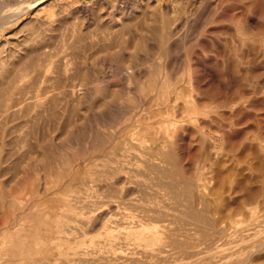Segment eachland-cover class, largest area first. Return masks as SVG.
<instances>
[{
  "label": "rangeland",
  "instance_id": "1",
  "mask_svg": "<svg viewBox=\"0 0 264 264\" xmlns=\"http://www.w3.org/2000/svg\"><path fill=\"white\" fill-rule=\"evenodd\" d=\"M34 1L0 0V61L26 65L16 64L24 78L0 104V264H233L247 255L243 264H264V0ZM178 95L194 103L189 121L178 122L194 126L183 124L187 134L173 143L179 154L168 165L196 179L207 224L171 219L172 245H163L171 258L157 262L131 254L137 247L124 239L123 223L156 189L163 205L171 197L142 164L150 141L139 137V153L142 140L134 139L137 154L139 144L129 154L119 142L138 118L179 111ZM116 163L141 170L121 172L128 196L112 180Z\"/></svg>",
  "mask_w": 264,
  "mask_h": 264
},
{
  "label": "bare ground",
  "instance_id": "2",
  "mask_svg": "<svg viewBox=\"0 0 264 264\" xmlns=\"http://www.w3.org/2000/svg\"><path fill=\"white\" fill-rule=\"evenodd\" d=\"M32 1H34V0H32ZM35 2V1H34ZM28 4V6H29V3L28 2H26L24 5H27ZM23 6V5H22ZM17 8H19V7H17ZM16 8V9H17ZM15 9V10H16ZM29 8L26 6V8H24V10H28ZM3 10V9H2ZM5 14H8L6 11L2 14V15H5ZM9 22H11V21H8V22H5V23H9ZM25 61H23V63L21 64L20 62H18V64L16 63V62H6V61H3V62H1L0 61V104H2V106H4L3 105V102L4 101H6V99L8 100V99H10L11 97H12V94H13V92L15 91V89H16V87H17V85H18V83H20L22 80H23V78H24V76L22 75V74H19L18 72H17V66H19V63L21 64V65H25V63H24ZM28 62V63H27ZM26 63H27V65L29 64V61H27ZM35 62V61H34ZM16 64H17V66H16ZM26 66V65H25ZM29 67H30V65H29ZM21 68V67H20ZM19 68V69H20ZM24 68V67H23ZM23 68H22V70H23ZM28 69V68H27ZM19 93V92H18ZM187 94V93H186ZM181 95V94H180ZM149 96V95H148ZM179 96V95H178ZM190 96V95H189ZM176 97H177V95H176ZM180 97V96H179ZM178 97V98H179ZM192 97V96H191ZM178 98H174V99H178ZM181 98V97H180ZM186 98V95H185V97H184V99ZM182 99V98H181ZM180 99V102L181 101H184L183 99L181 100ZM194 99V98H193ZM168 100V99H167ZM166 100V101H167ZM187 100H190V99H187ZM195 100V99H194ZM114 101H116V100H114ZM157 101V100H156ZM190 101H192L193 102V100H192V98H191V100ZM198 100H195V103L197 102ZM165 102V101H164ZM169 102V101H168ZM177 101H174L173 103H176ZM179 102V101H178ZM176 103V105L178 104H181V103H183V102H181V103ZM192 102H190L191 104H187V102L186 103H183V104H187L186 105V109L183 107L184 105L182 104V106L180 107V110H181V108H182V111H177V109H179V108H177V106H175L174 108H176V110L175 111H173L172 109H174V108H171L170 110H169V107H171V106H168V107H166L164 110H167V111H163L162 109H161V112H160V110L159 111H156V112H154L153 114H152V116H142V117H140V118H138L137 120H136V123H132V124H130L129 126V128H128V136L127 137H125V138H123L124 140L121 142H117L116 144H117V146H118V144H119V147L120 148H123V149H126L125 151H127V153H129L130 151H129V144H132V141H134V139H137V140H139L140 138L139 137H143V138H145L144 140H146V143H148V141H150V148L148 147L149 145L147 144V146L146 147H148L149 149H146V153L145 154H143V155H145L146 156V159H145V157H143L142 155H140V154H138L139 155V157L141 158H144L145 159V161H142L143 159H141L140 161H142V164H143V166L145 167V169H146V171L148 172V177L152 180V184H153V186H156L157 188H160L161 190L163 189V190H165V192L169 195V197H171V201H172V205H163L162 203H161V201L162 200H159L158 201V199H156V197H154V195L156 194V191L158 190V189H156L155 190V193L153 192L152 193V195H153V197L150 195V196H147V201L149 200V202H147V203H150V205L148 204V205H145V206H148V207H146V209L144 210V208H141L140 206H138V207H140L141 208V210H140V212L138 213V214H135V215H132V213H130L131 215H132V219L130 218V221L129 222H127V221H125V219H124V221L128 224H126V223H123V224H125L126 225V228H127V232L125 231V236H124V239L125 240H130L132 243L131 244H133L135 247H137V249H136V251L135 252H133V253H131V254H135V253H137V254H145L146 256H148V257H144V258H149V257H155L156 259V261L158 262V261H164L165 262V260H169L171 257L169 256V255H167V252L169 251L168 249H164V247H163V245L165 244V243H167V244H165V246H168L169 247V245L171 246L172 244H169V243H171V239H172V233L171 234H169L168 233V231H170V230H172V229H170V227H169V225L172 223L171 222V219H172V221H173V218H175V221L177 222V224L179 223V225H189V224H194L195 226L197 225V226H200V225H203L204 223H205V225L207 224L206 222H207V220L205 221V219H206V217H205V214L203 213L204 211L202 210V209H200V208H198V207H200V206H198L197 204H203V198H202V193H201V195L200 194H198V191H197V189H199V184L198 185H196V182H195V180L196 179H192L190 176L191 175H187L185 172H184V170L183 169H174L175 167H177V166H174V168L172 169V167H173V165H172V167L170 168L169 166H171V165H168V164H171L170 162H172L174 159L172 158L173 157V154H174V156H176V158H177V156L178 155H176V154H179V153H175V152H177L176 151V149L175 148H173L172 149V146L174 147L175 146V144H173V143H176V142H178L177 140H179V139H183V137H185V135L187 134V132H185L186 131V129H185V127L183 126V124L185 125L186 123H183V121L182 122H178L180 119H185L187 116V118H190V117H192V116H190V111L192 112V110H191V108H190V106L193 104L194 105V103H192ZM130 103V102H129ZM159 103H160V101H159ZM198 103V102H197ZM196 103V104H197ZM169 103H167V105H168ZM170 104H171V101H170ZM195 104V105H196ZM129 105V104H128ZM1 106V107H2ZM31 106V105H30ZM131 106V105H130ZM164 106H166V105H164ZM197 106V105H196ZM196 106H195V108H196ZM173 107V106H172ZM138 108V107H137ZM183 108L185 109V110H183ZM198 108V107H197ZM114 109V108H113ZM159 109V108H158ZM131 111V110H130ZM125 113V112H124ZM194 113H198V112H196V109H195V112ZM200 113H202V112H200ZM196 115V114H195ZM136 116V115H135ZM201 116V115H200ZM137 117H138V115H137ZM185 117V118H184ZM198 118H199V116H197ZM196 117V118H197ZM136 118V117H135ZM195 117H193V119H194ZM133 119V118H132ZM126 120H127V118H126ZM129 120V119H128ZM186 120V122H188L189 121V119H185ZM188 120V121H187ZM195 120V119H194ZM194 120L193 121H191L190 120V122H191V124L194 122ZM109 121V120H108ZM125 121V120H124ZM150 121H152L151 123H149V124H147L148 122H150ZM196 121V120H195ZM115 122V121H114ZM117 122V121H116ZM143 122L145 123V124H143ZM128 123V122H127ZM182 123V124H181ZM195 123V122H194ZM113 124V123H112ZM178 124H181V125H178ZM194 126V125H190V123H188V124H186V126ZM111 126V125H110ZM124 126V125H123ZM122 126V127H123ZM196 126V125H195ZM108 127V126H107ZM112 127V126H111ZM125 127H126V125H125ZM192 127H190V129H191ZM195 128V127H194ZM194 128H192L191 130H193ZM197 128V127H196ZM109 129V128H108ZM149 130V132L151 133H153V137H149V136H147V137H144V134L146 133V134H148V131L147 130ZM187 129H189V127H187ZM199 129V128H198ZM185 130V131H184ZM195 131H196V129H194ZM114 131V130H113ZM182 132V133H179V132ZM112 132V131H111ZM116 132V131H115ZM184 132H185V134H184ZM189 132V131H188ZM193 132V131H192ZM195 133H197V132H195ZM195 133H194V135H195ZM105 135H107V134H105ZM191 135V134H190ZM193 136V135H192ZM191 136V137H192ZM110 137H111V134H110ZM109 137V138H110ZM190 137V138H191ZM116 138V137H115ZM139 138V139H138ZM189 138V139H190ZM194 139V138H193ZM100 140V139H99ZM102 140V139H101ZM109 140V139H108ZM114 140V139H113ZM117 140V139H116ZM137 140L136 141H134V143L136 144V142H137ZM140 140H142V139H140ZM144 140H142L141 142L140 141H138V142H140V144L141 143H143L142 145H143V149H141V152H139V153H142V150L144 151V147H145V145H146V143L144 142ZM185 140V139H184ZM187 140V139H186ZM99 143V142H98ZM108 143H109V141H108ZM113 143V142H112ZM144 143H145V145H144ZM179 143V142H178ZM183 143V142H182ZM97 144V143H96ZM102 144V143H101ZM106 144V143H105ZM110 144H111V142H110ZM135 144L134 145H131V147L133 146V148H134V146H135ZM137 144H139V143H137ZM136 144V145H137ZM140 144L139 145H137V152H134V154L136 153H138V151L140 150V149H138V146H140ZM86 145V144H85ZM100 145V144H99ZM107 145V144H106ZM127 145V146H126ZM129 145V146H128ZM142 145L139 147V148H142ZM176 145H177V143H176ZM180 145V144H179ZM179 145H177V146H179ZM126 146V147H125ZM91 147V146H90ZM113 147V146H112ZM116 147V146H115ZM133 148H130V149H132V151L134 150ZM136 148V147H135ZM176 148H178V147H176ZM180 148V147H179ZM87 149H90V148H87ZM93 149H94V147H93ZM99 149V148H98ZM86 150V149H85ZM103 150V149H102ZM101 150V151H102ZM113 150H114V148H113ZM122 150V149H121ZM172 150H173V152H172ZM178 150V149H177ZM107 151L108 150H106V153H107ZM110 151V150H109ZM118 151V150H117ZM124 150H122V151H120V152H123ZM124 151V152H125ZM179 151V150H178ZM86 152V151H85ZM180 152V151H179ZM81 153V152H80ZM101 153V152H100ZM86 154V153H85ZM89 154V153H88ZM95 154V153H94ZM97 154H99V153H97ZM108 155H111V153L109 154V153H107ZM114 154V153H113ZM130 154V153H129ZM99 155H101V154H99ZM98 155V156H99ZM116 155H118V153L116 154ZM159 155V156H158ZM184 155V154H183ZM104 156V155H103ZM103 156H101V157H103ZM125 157V156H124ZM96 158V157H95ZM99 158H100V156H99ZM107 158V157H106ZM126 158V157H125ZM125 158H123V159H125ZM129 157H127V159H128ZM134 160H136L135 159V156H133L132 157ZM138 160H139V158L138 157H136ZM175 158V157H174ZM96 159H98V157L96 158ZM105 158L103 157V160H104ZM109 159V158H108ZM182 159V158H181ZM186 159H188V158H186ZM109 160H111V159H109ZM114 159H112L111 160V162L113 161ZM121 160L122 159H120L119 161H120V164L121 163H123V162H121ZM126 160V159H125ZM134 160H133V162L131 163L132 165H130V166H134V165H136V164H134ZM108 161V160H107ZM118 161V160H117ZM116 161V162H117ZM130 161V160H129ZM139 161V162H140ZM176 161V160H175ZM175 161H173V164H174V162ZM187 161V160H186ZM188 161H189V159H188ZM94 162V161H93ZM127 162V161H126ZM138 162V161H137ZM138 162V163H139ZM101 163H103V162H101ZM106 163V162H105ZM108 163V162H107ZM110 163V162H109ZM114 163V162H113ZM136 163V162H135ZM181 162H179V164H180ZM93 164H96V162L95 163H93ZM98 164H100V163H98ZM117 164V163H116ZM128 164V163H127ZM176 164V163H175ZM178 164V163H177ZM176 164V165H177ZM102 165H104V164H102ZM181 165V164H180ZM180 165H178V167L180 166ZM107 166H109V164L107 165ZM114 166V165H113ZM116 166V165H115ZM125 166H127V165H124L123 166V164L122 165H118L117 164V166L116 167H118V168H116L115 170V172L113 173V178H112V180H115V184L117 185H115V187H116V190L118 191L119 190V188H122V189H124V190H126L125 192H124V194H125V196H128L129 194H131V186L129 185V174L127 173V171H125V173H121V172H123L124 170H126V169H128V168H132V167H126L125 168ZM184 165H183V163H182V167H183ZM186 166V165H185ZM111 167V166H110ZM140 167V166H139ZM181 167V168H182ZM187 167V166H186ZM142 168V167H141ZM180 168V167H179ZM185 168V167H184ZM108 169V168H107ZM110 169H112V168H110ZM130 169H128L129 171H132L133 169H135V168H133L132 170H130ZM138 169H140V168H138ZM138 169H135V170H133V171H135L136 172V170H137V172H140V171H138ZM143 169V168H142ZM92 170V169H91ZM113 170H114V168H113ZM132 171V172H133ZM143 171H144V169H143ZM146 171H145V173H146ZM102 172V171H101ZM104 172V171H103ZM110 172H111V170H110ZM194 172V171H193ZM95 173V172H94ZM189 173H191V172H189ZM106 174H107V171H106ZM111 174H112V172H111ZM111 174H109V172H108V175H111ZM140 174H141V172H140ZM94 175V174H93ZM96 175V174H95ZM136 175H138V173H136ZM144 175V174H143ZM196 175V174H195ZM194 175V176H195ZM98 176H100V175H98ZM139 176H141V175H139ZM132 177V176H131ZM136 177V176H135ZM134 177V178H135ZM145 176H143V178H144ZM148 177H147V179H148ZM94 178V177H93ZM95 178H97L96 176H95ZM137 178V177H136ZM146 178V177H145ZM144 178V179H145ZM138 179V178H137ZM146 179V180H147ZM109 180V179H108ZM151 180H147L148 181V183H149V185L151 186V184H150V181ZM140 181V180H139ZM142 181H144V180H142ZM142 181H141V183H142ZM107 182V181H106ZM146 182V181H145ZM144 182V183H145ZM198 182V181H197ZM136 183V182H135ZM141 183H140V185H141ZM147 183V182H146ZM92 185V184H91ZM110 185H112V184H110ZM137 185H138V187H139V184L137 183ZM146 185V184H145ZM149 185L147 184V186L149 187ZM103 186V185H102ZM150 187L151 189L153 188V189H155L154 187ZM99 187V186H98ZM101 187V186H100ZM136 187V186H135ZM137 188V187H136ZM147 188V187H146ZM145 188V189H146ZM114 189V188H113ZM121 189V190H122ZM144 189V188H143ZM152 189V190H153ZM204 189V188H203ZM94 190V189H93ZM111 190V189H110ZM116 190H113V191H115V193H116ZM138 190V189H137ZM148 190V189H147ZM215 190V189H214ZM107 191V190H106ZM132 191H133V189H132ZM108 192V191H107ZM136 192V191H135ZM145 192V191H144ZM149 192V191H148ZM148 192H147V194H148ZM161 192V191H160ZM200 192V191H199ZM210 192V191H209ZM216 192V191H215ZM76 193H78V192H76ZM75 193V194H76ZM90 193V192H89ZM157 193H159V192H157ZM87 194V193H86ZM61 195V194H60ZM67 195V194H66ZM65 194H64V196H66ZM71 195V194H70ZM73 195V194H72ZM123 195V194H122ZM122 195H121V197H122ZM162 195H163V193H162ZM161 195V196H162ZM64 196L62 195L61 196V198H63L64 199ZM77 196V195H76ZM87 196V195H86ZM108 196V195H107ZM111 196H112V194H111ZM124 195H123V198L125 197ZM137 196H138V193H137ZM139 196H141V195H139ZM142 196H144V195H142ZM161 196H159V197H161ZM83 197V196H82ZM81 197V198H82ZM136 197V196H135ZM158 196H157V198H159ZM164 197H166V195L164 196L163 195V198ZM168 197V196H167ZM60 198V197H59ZM67 198H69V194H68V196H67ZM71 198V197H70ZM70 198H69V200L68 199H64V201L66 200V203H65V206H68V207H70L69 205V203H67V202H69L70 201ZM112 198V197H111ZM114 198H116V197H114ZM118 198H119V196H118ZM118 198H116V199H118ZM63 199L61 200V201H63ZM83 199V198H82ZM100 199V198H99ZM104 199V198H103ZM116 199H114L115 201H111V199L109 200V203H110V201H111V204H112V202H113V204H114V202L116 203ZM128 199H132L131 197H129ZM137 198H135V200H136ZM140 199V198H139ZM142 200H146V196H144V199L143 198H141ZM160 199V198H159ZM162 199V198H161ZM165 199V198H164ZM163 199V200H164ZM167 200H170L169 198H166ZM56 200H58V198L56 199ZM55 200V201H56ZM68 200V201H67ZM73 200V199H72ZM87 200V199H86ZM89 200V199H88ZM92 200V199H91ZM125 200V199H124ZM124 200L123 201H121V203L120 204H123L124 205V203H122V202H124ZM142 200H140L141 202H142ZM144 200V201H145ZM63 201V202H64ZM85 201V200H84ZM98 201V200H97ZM103 201V200H102ZM132 201H134L133 199H132ZM54 202V201H53ZM62 202V203H63ZM82 201H78V203H81ZM88 202V201H87ZM90 202V201H89ZM93 202V201H92ZM119 202L120 201H118L117 203L119 204ZM137 203V200L136 201H134V203ZM164 202H165V204H166V201L164 200ZM55 203V202H54ZM71 203H73V202H71ZM74 203L75 204H77V202L74 200ZM133 203V202H132ZM135 203V204H136ZM60 206H62V204H60V202L58 203ZM91 204H93V203H91ZM98 204V203H97ZM101 204H102V202H101ZM100 204V205H101ZM106 204V203H105ZM111 204H109V205H111ZM113 204H112V206H113ZM120 204L118 205V206H120ZM144 204V203H143ZM143 204H141V206L143 205ZM169 204V203H168ZM82 205V204H81ZM87 205V204H86ZM85 205V206H86ZM99 205V206H100ZM123 205H121V208H123L122 206ZM134 205V204H133ZM137 205H140L139 203L137 204ZM197 205V206H196ZM72 206H76V205H74V204H72L71 205V207ZM80 206V205H79ZM79 206L77 205V207L79 208ZM91 206V205H90ZM115 206V205H114ZM117 206V205H116ZM202 206V205H201ZM83 208H84V206H83ZM83 208H79L80 210H82ZM98 208V207H97ZM112 208V207H111ZM74 209H75V207H74ZM86 209V208H85ZM99 209V208H98ZM136 210H138L139 211V209H137V207L135 208ZM87 210V209H86ZM85 210V211H86ZM94 210H95V208H94ZM94 210H92V211H94ZM114 210V209H113ZM136 210L134 211V212H136ZM174 210H176V213L174 212ZM119 211V214H121L120 213V210H118L117 209V211H115V213L116 212H118ZM78 212V211H77ZM87 212H88V210H87ZM84 213V212H83ZM115 213H114V215H115ZM122 213H123V211H122ZM118 214V213H117ZM116 214V215H117ZM66 215H67V213H66ZM64 216H65V214H64ZM70 216H72V215H70ZM70 216H67L68 218L70 217ZM118 216V215H117ZM124 216H125V214H124ZM259 216V215H258ZM125 217H127V216H125ZM260 217V216H259ZM90 218V217H89ZM119 218H121V217H119ZM128 218V217H127ZM126 218V219H127ZM34 219V218H33ZM69 219H75L74 218V216H72L71 218H69ZM122 219V218H121ZM208 219V218H207ZM241 219H243V218H241ZM256 219V218H255ZM28 220V219H27ZM35 220H36V218H35ZM128 220V219H127ZM244 220H246V219H244ZM66 221V220H65ZM73 221V220H72ZM75 221V220H74ZM76 221L77 222H81V221H83V219L80 221L79 219L77 220L76 219ZM119 221H122V220H118V222ZM123 221V222H124ZM85 222V221H84ZM80 223L79 225L81 226V224H83V225H85V223ZM259 222V221H258ZM264 222V221H263ZM91 223V222H90ZM120 223H122V222H120ZM64 224V223H63ZM117 224V223H116ZM173 224V223H172ZM254 224V223H253ZM257 224V223H256ZM259 224V223H258ZM65 225V224H64ZM120 225H122V224H120ZM178 225V226H179ZM261 225V224H260ZM55 226V225H54ZM54 226H53V228H54ZM87 226V225H86ZM86 226H84V227H86ZM111 226V225H110ZM116 226V225H115ZM122 226H124V225H122ZM173 226V225H172ZM177 226V227H178ZM181 226V227H182ZM251 226V225H250ZM66 227V226H65ZM83 227V228H84ZM112 227V226H111ZM118 227V226H117ZM119 227H121V226H119ZM180 227V226H179ZM202 227V226H201ZM225 227V226H224ZM229 227H231V226H229ZM259 227V226H258ZM67 228V227H66ZM88 228V227H87ZM125 228V229H126ZM198 228V227H197ZM223 228V227H222ZM263 228V227H262ZM74 229H76V228H74ZM85 229V228H84ZM170 229V230H169ZM221 229V228H220ZM225 229V228H224ZM250 229V228H249ZM254 229V228H253ZM50 230V229H49ZM55 231H56V229H54ZM57 230H59V229H57ZM79 230V232H80V229H78ZM86 230V229H85ZM84 230V231H85ZM89 230H90V228H89ZM92 230H94L93 228H92ZM247 230V229H246ZM259 230V229H258ZM60 231L62 232L61 234H63V232H65V229L63 228V229H60ZM59 231V232H60ZM77 231V230H76ZM101 231H103V230H101ZM218 231V230H217ZM263 231V230H262ZM90 232H92V231H90ZM105 232V231H104ZM117 232V231H116ZM115 232V233H116ZM259 232V231H258ZM82 233V232H81ZM81 233H78L77 232V234H80V236H82V235H84L83 233H82V235H81ZM87 233V232H86ZM254 233V232H253ZM112 234H114V233H112ZM117 235V234H116ZM260 235H262V234H260ZM61 237H62V235H60ZM75 236V234L72 236V237H74ZM79 236V235H78ZM77 236V237H78ZM114 236V235H113ZM177 236V235H176ZM185 236V235H184ZM57 237V236H56ZM66 237V236H65ZM184 238V237H183ZM74 239V238H73ZM262 239H263V237H262ZM71 240H72V238H71ZM75 240V239H74ZM176 240V239H175ZM100 241V240H99ZM183 241V240H182ZM263 241V240H262ZM257 242H258V240H257ZM264 242V241H263ZM107 243V242H106ZM119 243V242H118ZM256 243V242H255ZM94 244V243H93ZM214 244V243H213ZM263 244V243H262ZM66 246V245H65ZM75 246V245H74ZM133 246V247H134ZM92 247V246H91ZM181 247V246H180ZM63 248V247H62ZM99 248V247H98ZM103 248V247H102ZM108 249V248H107ZM171 249H173V248H171ZM99 251V250H98ZM248 251V250H247ZM76 252V251H75ZM92 252H93V249H92ZM185 252V251H184ZM187 252V251H186ZM209 253V252H208ZM69 254H70V252H69ZM88 254V253H87ZM99 254V253H98ZM162 254H166V255H162ZM170 254V253H169ZM100 255V254H99ZM178 255V254H177ZM214 255V254H213ZM223 255V254H222ZM246 255V254H245ZM253 255V254H252ZM109 256V255H108ZM179 256V255H178ZM181 256H182V254H181ZM180 256V257H181ZM210 256V255H209ZM111 257V256H110ZM140 257H141V255H140ZM143 257V256H142ZM170 257V258H169ZM184 257V256H183ZM185 257H187V256H185ZM238 257V256H237ZM244 257V256H243ZM248 257V255L247 256H245L244 258H242V256L240 257L241 259H239V257L238 258H236V262L235 263H233V264H243V263H246V262H243V261H245L246 260V258ZM120 258H122V263L123 262H133V261H135V258H134V256H123V257H120ZM119 258V259H120ZM175 259H177L176 257H174ZM179 258V257H178ZM189 258H190V256H189ZM221 258H222V256H221ZM220 258V259H221ZM226 258V257H225ZM251 258V257H250ZM75 259V258H74ZM145 259V260H146ZM151 259H153V258H151ZM150 259V260H151ZM182 259V258H181ZM196 259V258H195ZM202 259V258H201ZM200 259V260H201ZM224 259V258H223ZM98 260V259H97ZM103 260V259H102ZM116 260V259H115ZM155 260H153V261H155ZM178 260V259H177ZM198 260V259H197ZM76 261V260H75ZM82 259H81V263H82ZM106 261V260H105ZM149 261V260H148ZM195 261V260H194ZM233 261H235V260H233ZM247 261V260H246ZM69 262H70V260H69ZM88 262H90V261H88ZM87 262V263H88ZM93 263H94V261H92ZM91 262V263H92ZM96 262V261H95ZM152 262V261H151ZM201 262V261H200ZM66 263V262H65ZM83 263L85 264L86 262H84L83 261ZM90 263V264H91ZM119 263V262H118ZM146 263V262H145ZM160 263V262H159ZM161 263H163V262H161ZM172 263V262H171ZM178 263V262H177ZM191 263V262H190ZM189 263V264H190ZM220 263V262H219ZM69 264V263H68ZM73 264H76V263H73ZM79 264V263H78ZM96 264V263H95ZM97 264H99V263H97ZM129 264V263H128ZM130 264H132V263H130ZM168 264V263H167ZM174 264V263H173ZM184 264V263H183ZM188 264V263H187ZM215 264H217V263H215ZM220 264H222V263H220Z\"/></svg>",
  "mask_w": 264,
  "mask_h": 264
}]
</instances>
